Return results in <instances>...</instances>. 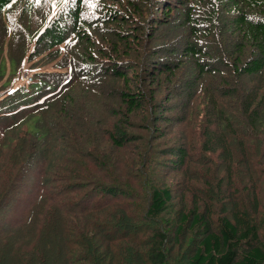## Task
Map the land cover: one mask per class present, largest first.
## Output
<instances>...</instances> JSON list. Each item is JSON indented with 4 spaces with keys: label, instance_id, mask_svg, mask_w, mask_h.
<instances>
[{
    "label": "trees",
    "instance_id": "1",
    "mask_svg": "<svg viewBox=\"0 0 264 264\" xmlns=\"http://www.w3.org/2000/svg\"><path fill=\"white\" fill-rule=\"evenodd\" d=\"M4 148L0 213L41 168L0 264H264V200L234 183L264 161V0H0ZM160 172L203 191L179 207Z\"/></svg>",
    "mask_w": 264,
    "mask_h": 264
},
{
    "label": "rangeland",
    "instance_id": "2",
    "mask_svg": "<svg viewBox=\"0 0 264 264\" xmlns=\"http://www.w3.org/2000/svg\"><path fill=\"white\" fill-rule=\"evenodd\" d=\"M148 14H151V8L149 9V12H147L146 15H148ZM4 54L6 56V50L4 51ZM28 67H29V63H27V62L24 63L20 72H22V73L24 72L23 75L25 74L26 71L30 73V70ZM8 71H9V68H8ZM6 74H7V70H6ZM3 80H4V78H3ZM253 84H256V82L253 81ZM18 85H20V80L16 79L14 86H18ZM195 101L199 103V102H201V98L196 97ZM187 130H190L191 132H193L195 134V135H192V134L188 133L192 137L199 136V134L197 132V128L187 126ZM139 134H141V132ZM206 155H207L208 160L211 163H213L212 166H214L211 168L213 172L212 173L209 172V173L213 174L215 176L217 175L218 178H220L221 181L219 182V185L221 186V188H223L225 185V179L224 178L226 176V175H224V172L222 171V169L224 167V163L221 162L220 158H218L216 154H214V155L213 154H210V155L206 154ZM206 155L201 154L200 156L204 157ZM116 156H121V158H125V161H127L128 159H130L132 161L135 158V156L129 155L128 152L127 153L126 152H121V153L119 152V153H116ZM8 157H10V156L8 155V153L6 152V149L4 148L2 153L0 154V176H3V172H10V175H14L17 172L19 165L15 164L14 167L11 168L12 165H11ZM155 157L157 159L162 158V156H160V154H158V153L155 155ZM255 160H257L256 161L257 163L260 162L259 157L252 159V161H255ZM5 161L8 162V166H3ZM15 161H11V162L14 163ZM125 163H124V165H125ZM202 163L203 162L200 158V161H197V163L191 167V169L193 171L192 177L194 179H195V177H197V180H198L202 176V174L205 172L204 171L205 166ZM259 164H263V165H261V166L257 165L256 167H252V166L250 167V169H251L250 174H251L252 178L255 179V181L250 183L249 179H247L245 177L244 178L239 177V180H235L234 183H235V185H238L242 191H244L246 188H252L253 191L245 192V193H248V195L251 194L252 196L254 193L257 200L263 202V200H264V174H261L259 172V170H262L264 168V161H263V163H259ZM40 168H41V166L39 164V166L34 167L32 169V171H30V173H28V175H26L27 178L24 179V181H22V183H23L22 187H20L17 190V192L15 193V196L12 200L13 206L10 209H8L7 211H2L0 213V224H2L5 221H8V224L10 226L20 219L21 214L24 213V211H26V209L28 211V207L30 206L32 201L35 199L37 192H38V179H39V175H40ZM115 169H116V171L118 169H119L118 171H122V169H120V167L118 165L116 167L114 166V170ZM238 171H239V173L241 172L240 167L237 169V174H239ZM148 173L151 176V171ZM174 174H177V175H174ZM174 174L162 175L160 172L154 176V180H155V183H160V184L165 183L166 185L170 186L173 189V195H174L172 203L179 206V207H183L186 205V203L184 202L185 198L186 197L189 198L191 196V193L194 195V191L189 190L192 187V186H189V183H188V186L185 185V188H184V185H181L182 183H178L179 179H180V176H178V175L184 176L183 172H182V174H180V173H174ZM189 175H191V174H189ZM185 176H186V174H185ZM235 176L236 175L234 174L233 178ZM190 182H193V180ZM193 184H195V183H193ZM197 184L198 185H196V186H198V187L194 186L192 188H198L199 191H203L202 184L199 181ZM183 188H184V190L182 191ZM186 188L188 190H186ZM198 195L203 196V193L198 192ZM142 197H143V200L146 202V198L143 195H142ZM142 203L143 202H141V204ZM171 219H172L171 217L167 216V217L163 218L162 221H166V220L171 221ZM168 230L171 232L172 226L170 228H168ZM194 245H195V242L191 241L190 239H186L184 244H182L183 256L184 255L186 256V254H188V252L193 250ZM179 250H181V249L179 248ZM171 254H174V253L172 252ZM178 256L179 255H176V257H178ZM172 262L173 263L175 262L174 257L172 258ZM180 264H182V263H180Z\"/></svg>",
    "mask_w": 264,
    "mask_h": 264
},
{
    "label": "bare ground",
    "instance_id": "3",
    "mask_svg": "<svg viewBox=\"0 0 264 264\" xmlns=\"http://www.w3.org/2000/svg\"><path fill=\"white\" fill-rule=\"evenodd\" d=\"M117 6V5H116ZM120 8V7H119Z\"/></svg>",
    "mask_w": 264,
    "mask_h": 264
},
{
    "label": "snow or ice",
    "instance_id": "4",
    "mask_svg": "<svg viewBox=\"0 0 264 264\" xmlns=\"http://www.w3.org/2000/svg\"><path fill=\"white\" fill-rule=\"evenodd\" d=\"M13 2H14V0H13Z\"/></svg>",
    "mask_w": 264,
    "mask_h": 264
}]
</instances>
